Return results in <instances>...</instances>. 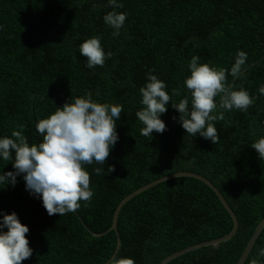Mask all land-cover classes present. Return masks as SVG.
Segmentation results:
<instances>
[{"label":"trees","instance_id":"16d2710c","mask_svg":"<svg viewBox=\"0 0 264 264\" xmlns=\"http://www.w3.org/2000/svg\"><path fill=\"white\" fill-rule=\"evenodd\" d=\"M0 0V138L23 128L29 145L43 142L36 124L72 98L91 92L98 103L121 105L116 120L118 140L104 164L83 165L90 175L93 197L62 217L49 215L42 198L17 183L0 185V223L4 214L18 215L29 227L33 250L22 264H105L114 254L135 264H160L185 247L228 234L233 220L215 192L203 181L179 176L162 181L131 198L122 207L118 228L112 225L118 204L136 189L178 171L206 176L234 210L239 227L229 240L196 248L167 264H236L257 224L264 218V159L251 144L264 137V0ZM126 13L118 36L104 16ZM101 37L107 55L103 66L88 68L80 45ZM238 51L247 53L244 75L230 69ZM199 56L228 70L227 84L243 87L254 99L247 111L223 110L215 121L218 144L188 135L180 113L166 105L163 133L141 135L135 113L140 88L156 75L173 102L191 92L184 81L189 63ZM154 70V71H153ZM178 89L180 95L173 96ZM220 97L215 98L219 105ZM13 158L15 153L13 152ZM114 171L108 172V167ZM96 168H102L99 175ZM15 172L13 162L0 157V174ZM92 230V231H91ZM6 232L7 228L0 229ZM264 229L244 264H264ZM108 264V263H107Z\"/></svg>","mask_w":264,"mask_h":264},{"label":"clouds","instance_id":"9594fccd","mask_svg":"<svg viewBox=\"0 0 264 264\" xmlns=\"http://www.w3.org/2000/svg\"><path fill=\"white\" fill-rule=\"evenodd\" d=\"M109 6L123 7L118 0H109ZM104 21L115 29L113 36H118L126 21V13L111 11L104 16ZM80 53L87 57L88 68L103 66L106 58L112 56L111 52L105 54L98 36L85 40L80 45ZM247 58L246 52H237L230 69L234 79L244 75ZM199 60V56L192 57L189 63L191 75L184 81L191 92V103L187 97L179 103L173 102L165 90V82L149 74V82L140 88L144 107L135 113L144 125L141 135L148 137L154 131L163 133L166 130V124L160 117L167 112L166 105L171 101L172 107L180 113L179 121L188 135L199 134L218 144L220 137L214 122L223 120L224 114H213L214 110L219 107L247 111L254 103L243 87L234 90L235 85L227 84V69L201 64ZM259 92L264 94V85ZM172 95H180L179 90L173 89ZM217 96L220 97L219 105L215 100ZM122 112L121 105L93 101L89 92L86 96L73 97L71 103L66 102L57 107L54 114L39 120L36 129L43 142L38 145H29L22 126L20 130H14L11 137L0 138V157L13 162L15 168V172L0 174V185L6 187L10 183L15 186L17 176L24 174L26 189L42 198L50 216L60 214L62 217L76 212L80 208L79 201L90 202L94 194L90 188L89 172L83 165H91L93 161L100 164L106 162L110 149L119 138L115 121L119 120ZM251 147L256 149L260 159H264V137L252 143ZM114 170V166L108 167L109 173ZM102 172V168L95 169L97 175ZM3 228L8 231H0V264H22L33 254L25 235L29 227L22 224L13 212L3 215L0 229ZM260 255L264 256V249H261ZM108 264H135V261L113 255ZM251 264H258V260L253 259Z\"/></svg>","mask_w":264,"mask_h":264},{"label":"water","instance_id":"95a60500","mask_svg":"<svg viewBox=\"0 0 264 264\" xmlns=\"http://www.w3.org/2000/svg\"><path fill=\"white\" fill-rule=\"evenodd\" d=\"M179 176H191V177L197 178V179L203 181L204 183H206L215 192V194L218 196V198L220 199V201L222 202V204L224 205L226 210L231 215L232 220H233V228L228 234H226V235H224L222 237L215 238V239L208 240V241H204V242H201V243H197V244L185 247V248H183V249H181L179 251H176V252L168 255L167 257H165L160 264H167L168 262H170L174 258H176V257H178L180 255H183V254H185L187 252H190V251H192V250H194L196 248H199V247H202V246H208V245H218L221 242H224V241H227V240L231 239L237 233V230H238V227H239V221H238V218H237L234 210L232 209V207L230 206V204L228 203V201L226 200V198L224 197L222 192L219 190V188L212 181H210L206 176H204V175H202L200 173L194 172V171H178V172L169 174L167 176L158 178V179H156V180H154V181H152V182H150V183H148V184L136 189L134 192H132L131 194L126 196L118 204V206L116 207V209L114 211L112 225L108 229V231L95 232V231L91 230L92 233L94 235L99 236V235H103V234H105V233H107V232H109L111 230H116L117 231L119 213H120L122 207L125 205L126 202H128L134 196H136V195L140 194L141 192L147 190L148 188L154 186L155 184H158V183H160L162 181H165V180H168V179L174 178V177H179ZM263 229H264V218L257 224V226H256L251 238L249 239V241L247 243V246H246L245 250L243 251L242 255L240 256V258L238 259L236 264H244V262L246 261L247 257L249 256V254H250L255 242L257 241V239H258V237H259V235H260V233L262 232ZM120 243H121V240H120V237L118 236L117 247H116L115 252H114L113 255H116V253L118 252L119 247H120ZM108 261L105 264H107Z\"/></svg>","mask_w":264,"mask_h":264}]
</instances>
